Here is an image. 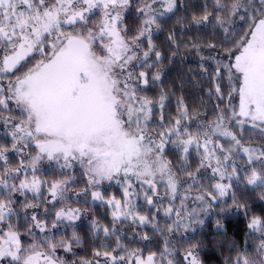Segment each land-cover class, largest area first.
Returning a JSON list of instances; mask_svg holds the SVG:
<instances>
[{
  "label": "snow or ice",
  "instance_id": "snow-or-ice-1",
  "mask_svg": "<svg viewBox=\"0 0 264 264\" xmlns=\"http://www.w3.org/2000/svg\"><path fill=\"white\" fill-rule=\"evenodd\" d=\"M182 7L0 0V264H264V0Z\"/></svg>",
  "mask_w": 264,
  "mask_h": 264
},
{
  "label": "trees",
  "instance_id": "trees-1",
  "mask_svg": "<svg viewBox=\"0 0 264 264\" xmlns=\"http://www.w3.org/2000/svg\"><path fill=\"white\" fill-rule=\"evenodd\" d=\"M202 3V0H182V4L188 8V11L185 12L183 7L181 10L176 14V16L170 20L167 24V28L172 29L175 28L177 30V33L179 34L180 30L185 28L189 22L191 21V17L193 14H199L197 5ZM178 20H183V22L179 25H177ZM167 32L163 36L160 37L158 43L163 44V42L166 40ZM201 33L197 32L195 28L189 29L187 32V35L184 36L185 39H192L193 37L199 36ZM182 54H183V49H182ZM167 63V62H165ZM189 67H194V65L190 64H184V65H177V71H183L185 74L188 72ZM178 79V78H177ZM170 83V81H169ZM207 103V101H205ZM94 211L98 215H102L104 212L103 208H96ZM243 227V222L241 221L240 223H233L228 232V236L230 237H235L237 241H240L244 238V233L242 231ZM84 232L87 231V227L84 228ZM223 237H217L216 238V244L219 245L223 241ZM231 245H228L230 247ZM79 251V250H78ZM83 254V252H81ZM228 256V251L227 248L223 251V253L219 252L217 250L216 252H210L206 257V264H221V261L224 260Z\"/></svg>",
  "mask_w": 264,
  "mask_h": 264
}]
</instances>
